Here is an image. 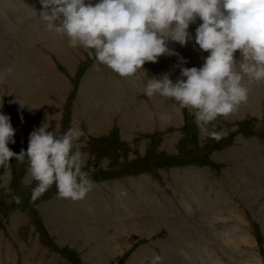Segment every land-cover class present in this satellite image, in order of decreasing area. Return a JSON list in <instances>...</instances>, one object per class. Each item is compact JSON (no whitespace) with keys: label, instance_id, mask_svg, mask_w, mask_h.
I'll list each match as a JSON object with an SVG mask.
<instances>
[{"label":"rangeland","instance_id":"obj_1","mask_svg":"<svg viewBox=\"0 0 264 264\" xmlns=\"http://www.w3.org/2000/svg\"><path fill=\"white\" fill-rule=\"evenodd\" d=\"M20 1L0 0V72L14 68L0 83V111L16 130L9 147L26 150L45 122L58 134L79 127L95 183L83 199L61 197L53 185L33 202L27 157L12 158L8 174L0 168V264H149L154 254L163 264H264V93L256 104L250 82L242 110L218 118L221 136L212 138L194 110L143 94L141 72L123 78L96 63L44 28L40 0ZM169 47L186 67L208 55L194 39ZM177 63V55H164L144 69L176 80ZM31 64L54 82L36 77ZM244 178L246 191L236 185Z\"/></svg>","mask_w":264,"mask_h":264},{"label":"clouds","instance_id":"obj_2","mask_svg":"<svg viewBox=\"0 0 264 264\" xmlns=\"http://www.w3.org/2000/svg\"><path fill=\"white\" fill-rule=\"evenodd\" d=\"M40 2L37 16L47 31L67 37L71 47H83L96 63L120 77L131 78L142 71L143 94L167 97L194 110L198 126L212 138L221 136L214 122L247 102L249 83L264 82V0ZM198 20L193 37L189 29ZM193 39L208 55L201 66L186 67L185 59L169 44L186 46ZM164 55L178 56L180 76L175 81L170 73L149 77L144 69L146 62L156 63ZM13 71L10 66L0 72V83ZM160 119L171 117L161 113ZM49 127L45 122L33 130L27 149L16 153L9 147L15 143L16 130L10 115L0 111V168L8 174L12 158L27 157L29 173L37 181L33 202L53 185L61 197L83 199L95 183L84 169L85 154L77 143L84 132L70 126L58 134L57 128L50 131ZM12 200L21 203L19 195ZM149 264H163V257L154 254Z\"/></svg>","mask_w":264,"mask_h":264},{"label":"bare ground","instance_id":"obj_3","mask_svg":"<svg viewBox=\"0 0 264 264\" xmlns=\"http://www.w3.org/2000/svg\"><path fill=\"white\" fill-rule=\"evenodd\" d=\"M22 1V0H21ZM21 1H20V3H21ZM10 4V3H9ZM12 6V5H11ZM28 7V6H27ZM12 23V22H11ZM191 27H192V25H191ZM193 29V28H192ZM189 31H190V29H189ZM193 31V30H192ZM192 33V32H191ZM32 41V40H31ZM29 43V42H28ZM36 50V49H35ZM37 53V52H36ZM47 58V57H46ZM201 63H202V61H201ZM25 65H26V63H25ZM39 65V64H38ZM20 66L21 67H23L24 66V64L23 63H21L20 62ZM194 66H196V67H199L200 66V63L199 62H197V63H195V65ZM50 67V66H49ZM56 68V67H55ZM30 69L34 72V74H35V76L36 77H40L41 79H43V80H46V83L47 84H49L51 81H53L52 79L50 80V78L47 76V70H45L44 68H41L40 66H37V65H35V64H31L30 65ZM52 69V68H51ZM108 70V69H107ZM56 73V72H55ZM54 73V74H55ZM58 73V72H57ZM56 73V74H57ZM38 74V75H37ZM55 76V75H54ZM56 77V76H55ZM51 78H53V77H51ZM31 80H32V78H30ZM57 79V78H56ZM105 80V79H104ZM141 80H142V82L141 83H145L146 82V78L145 77H142V71H141ZM40 81V80H39ZM54 82V81H53ZM52 82V83H53ZM56 82V81H55ZM85 82V81H84ZM35 83V82H34ZM41 83V82H40ZM86 83H87V81H86ZM257 82H253V84L255 85ZM258 84H261V83H258ZM51 85H53V84H51ZM57 85H58V83H57ZM143 86H144V84H142ZM22 86H23V84H22ZM85 86V85H84ZM20 87V86H19ZM21 88V87H20ZM50 89H53V88H50ZM54 90H55V88H54ZM53 90H51V92H52ZM59 92V91H58ZM55 93V92H54ZM56 94V93H55ZM259 94L260 93H257V96L256 97H258L259 96ZM43 96V95H42ZM159 97V96H158ZM39 99H41V98H39ZM21 100V99H20ZM254 100V102L257 104V102H258V100H259V97L258 98H255V99H253ZM141 101L142 100H140V103H141ZM144 102V101H143ZM146 102V101H145ZM157 102H158V100H157ZM57 103V102H56ZM152 103H153V101H152ZM145 104V103H144ZM34 105V104H33ZM148 105V104H147ZM153 106H155L154 104H153ZM50 109V108H49ZM58 110V109H57ZM156 111V110H155ZM137 117H138V119L140 120V121H147V116H145V115H143V114H140V113H134ZM44 115V114H43ZM17 116V115H16ZM57 116L59 117V115L57 114ZM18 117V116H17ZM49 118V117H48ZM18 120V119H17ZM51 120V119H50ZM23 125V122L22 121H19V127L20 126H22ZM145 126V125H144ZM27 128L25 127V128H23V130H26ZM241 170V169H240ZM190 171V170H189ZM188 171V172H189ZM192 171V170H191ZM238 172V171H237ZM242 173V172H241ZM238 174V173H237ZM240 174V173H239ZM243 174H244V176H246L247 175V170H244L243 171ZM189 175H190V173H189ZM190 177V176H189ZM247 179V178H246ZM245 178L243 179L244 181H240V182H236V185L238 184V185H240L241 187H242V189L244 190V191H246L245 189H244V187H248L247 186V184L249 183V179H247L246 180ZM236 188H238V187H236ZM115 203V202H114ZM110 206H111V204H109ZM116 206V205H115ZM107 208V207H106ZM110 208V207H109ZM115 208H117V207H115ZM113 209V208H112ZM109 210V209H108ZM115 211V210H114ZM113 212V211H112ZM263 216H264V214H263ZM148 219V218H147ZM234 226V225H233ZM227 228V227H226ZM124 229V228H123ZM217 229V228H216ZM235 230V229H234ZM175 234V233H174ZM126 235V234H125ZM135 235H138L137 233H135ZM239 235V234H238ZM237 235V236H238ZM178 236V235H177ZM243 238H244V236H243ZM242 238V239H243ZM180 240V239H179ZM184 241V240H183ZM231 241V240H230ZM245 250V249H244ZM256 250V249H255ZM237 251V250H236ZM177 252V251H176ZM245 253H247V252H245ZM255 253V252H254ZM179 254V253H178ZM252 253H250V255H251ZM174 256V255H173ZM249 257V256H248ZM251 257V256H250ZM249 257V258H250ZM255 256L253 255L250 259H252V258H254ZM256 259L258 260V258L256 257ZM218 261V260H217ZM215 263H217V262H215ZM214 263V264H215ZM222 264V263H221Z\"/></svg>","mask_w":264,"mask_h":264},{"label":"crops","instance_id":"obj_4","mask_svg":"<svg viewBox=\"0 0 264 264\" xmlns=\"http://www.w3.org/2000/svg\"><path fill=\"white\" fill-rule=\"evenodd\" d=\"M199 20L196 22V23H194V24H192V28H193V31L195 30V28L197 27V25L199 24ZM173 78V77H172ZM174 79V78H173ZM175 80V79H174ZM254 89L256 90V93H260V95H262L263 93H264V85L261 83V84H258V83H256L255 85H254ZM248 101V100H247ZM242 106H243V103L239 106V110H242ZM235 112H237V110L235 111ZM234 113V112H233ZM176 120H177V118H176ZM179 120V119H178ZM188 246H189V244H188ZM188 249H189V247H188Z\"/></svg>","mask_w":264,"mask_h":264}]
</instances>
